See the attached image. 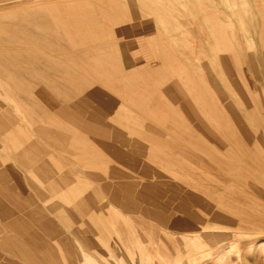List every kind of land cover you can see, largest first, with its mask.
<instances>
[{"label": "rangeland", "instance_id": "obj_1", "mask_svg": "<svg viewBox=\"0 0 264 264\" xmlns=\"http://www.w3.org/2000/svg\"><path fill=\"white\" fill-rule=\"evenodd\" d=\"M0 264H264V0H0Z\"/></svg>", "mask_w": 264, "mask_h": 264}, {"label": "bare ground", "instance_id": "obj_2", "mask_svg": "<svg viewBox=\"0 0 264 264\" xmlns=\"http://www.w3.org/2000/svg\"><path fill=\"white\" fill-rule=\"evenodd\" d=\"M25 14V13H24ZM25 21V20H24ZM33 29H36V28H33ZM32 31V30H31ZM24 32H25V30H24ZM37 34V33H36ZM52 42V41H51ZM92 53V52H91ZM220 93H222V92H220ZM103 111V110H102ZM192 116V115H191ZM198 118V117H197ZM234 124V123H233ZM252 140V139H251ZM251 146V145H250ZM262 148V147H261ZM255 165H257V164H255ZM229 195V194H228ZM197 204V203H196ZM149 212V211H148ZM199 219V218H198ZM194 221V220H193ZM231 228V227H230ZM195 232V231H194ZM182 263V262H181Z\"/></svg>", "mask_w": 264, "mask_h": 264}]
</instances>
